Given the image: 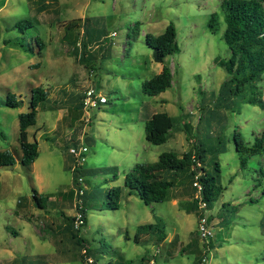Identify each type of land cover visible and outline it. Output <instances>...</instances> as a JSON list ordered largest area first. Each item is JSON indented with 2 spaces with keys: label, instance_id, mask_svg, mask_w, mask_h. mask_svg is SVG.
<instances>
[{
  "label": "rangeland",
  "instance_id": "rangeland-1",
  "mask_svg": "<svg viewBox=\"0 0 264 264\" xmlns=\"http://www.w3.org/2000/svg\"><path fill=\"white\" fill-rule=\"evenodd\" d=\"M36 1L0 0V151L12 153L16 161L0 168V264H138L144 255L151 257L150 264H192L202 248L208 252L205 264H264V176L259 173L264 153L250 157L241 169L234 142L235 133L245 143L254 142L264 130V108L222 97L223 107L211 117L227 79L215 60L231 56L223 40L224 0H57V15L38 14ZM214 13L220 21L212 31L208 23ZM24 20L28 22L21 29L15 28ZM71 22L79 27L73 28L74 36L80 38L85 27L100 34L82 63L63 41V27ZM170 23L180 53L156 63L145 36L161 35ZM163 66L172 72L171 87L158 96L145 95L141 83ZM88 87L107 103L87 112L76 103L75 120L70 92L78 95ZM257 87L264 94V78ZM35 88L46 91L48 101L46 108H36V124L27 130L39 156L25 167L20 163L18 115L29 111ZM9 94L21 101L20 107L4 105ZM155 113L174 121L167 141L159 146L148 143L144 132ZM79 144L88 152L76 175L69 148ZM202 145L221 150L217 182L223 188L204 210L210 232L205 243L195 236L199 215L184 210L194 194L187 183L177 182L172 201L146 206L138 197L124 195L118 210L102 209L108 190L123 186L135 164ZM78 177L83 180L87 219L80 235L93 251L84 260L82 249L65 239L79 214ZM34 190L49 196L45 209L35 206ZM159 223L167 235L161 247L152 246L147 237L142 238L144 246L134 243L138 225ZM175 237V246L169 248ZM190 242L200 252L181 253Z\"/></svg>",
  "mask_w": 264,
  "mask_h": 264
},
{
  "label": "trees",
  "instance_id": "trees-1",
  "mask_svg": "<svg viewBox=\"0 0 264 264\" xmlns=\"http://www.w3.org/2000/svg\"><path fill=\"white\" fill-rule=\"evenodd\" d=\"M36 3L39 6L38 14H45L47 12L58 14L59 4L57 0H37ZM55 5L56 8L54 9L52 6ZM221 12L225 24L223 40L228 46L231 56L227 61L215 60V63L225 70L227 79L218 91V98L214 102L216 104L214 105V113L211 115L212 118L215 117L218 109L223 107L222 97H226L224 101L229 100L230 103L232 102V98H236L242 103L258 105L264 108V94H261L257 87V84L264 78V4L259 0H224L221 3ZM219 21V16L214 13L210 18L208 27L212 31H215L219 25ZM26 22L28 21L17 22L15 28H20ZM77 27L74 22L64 25L63 41L71 47L70 55L78 59L79 63H82L85 60L87 51L91 48L90 45L100 41V34L99 32H95L94 29L89 30L85 27L83 28V34L79 38L74 36L72 32L73 28ZM145 42L148 47L157 51L160 62L167 56L180 53L176 42V30L172 23L157 37L147 34ZM171 85L172 72L169 67L163 66L159 74L141 83V89L145 95L154 97L165 92ZM83 92L78 95H74L73 93L75 92H70L72 93L70 94V101L74 104L72 115H74L75 120L79 119L76 103L83 110L81 103ZM63 93L66 94L65 92ZM210 94L213 93L211 92ZM73 95L75 97L74 101L71 100ZM47 101L48 94L46 91L42 88H35L31 91L29 111L18 115V142L21 150L20 163L25 167H31L39 156L38 144L36 141H29L27 130L36 124V108L41 104H44V108H46ZM4 105L8 108H18L21 106V101L17 100L15 95L9 94ZM201 117L200 120L202 119ZM173 127L174 121L167 114H152L145 122V139L154 146L162 145L167 141L168 134ZM234 142L240 168L245 169L250 157L264 153V130L255 136L252 144L245 143L238 133H235ZM220 153L221 150L219 149L210 150L202 145L197 146L194 151H188L181 155L173 152L162 153L154 163L135 164L125 174L123 186L113 187L108 190L107 201L102 205V209L118 210L124 195H134L146 206L168 202L173 198L171 193L177 182L180 184L187 183V188L193 190L195 194L196 189L193 183L197 181L202 186L200 199L206 203L205 210L207 211L218 200L223 191V188L217 182L220 167L216 158ZM70 156L72 157L74 166H76V159L72 155ZM208 156L209 159L207 160ZM15 163L16 161L12 153L0 151V168L11 167ZM206 166L210 167L211 170L209 172L206 171ZM78 167L80 166L77 165L73 169V173H76V175L79 173ZM259 173L261 176H264V170H261ZM79 178L81 177H78L75 181L76 187H79ZM256 187L258 185H255ZM194 194L191 202L184 205V210L186 214L197 213L200 218L205 214V211L199 208L200 201L194 198ZM84 196L85 191L83 195L78 196L80 199L78 212L81 215V224L76 228L74 225L75 219H73L67 229L70 237L67 236L65 238H68L69 241L71 239L72 246L82 249L84 257H81V260L91 258L93 255L89 243L80 235L82 228L87 224ZM262 196H264V191H262ZM32 199L38 209H45L50 198L49 196L39 195L34 190ZM63 230H66V228ZM166 236V228L163 224H141L136 227L133 241L136 244L144 246L145 244L143 243L145 241L142 238L147 237V242H152V246L161 247L166 240ZM195 236L200 241L197 230ZM177 240L178 238L175 237L170 243L169 248H173L172 246H175ZM180 251L181 253L186 251V253L190 254L200 252L194 242H190ZM167 252L171 254V251L167 250ZM207 253V249L202 248L201 256L195 257L192 264H203ZM150 258L148 255H144L140 258L138 264H150L152 262ZM152 259L156 260L155 257H152Z\"/></svg>",
  "mask_w": 264,
  "mask_h": 264
},
{
  "label": "built area",
  "instance_id": "built-area-1",
  "mask_svg": "<svg viewBox=\"0 0 264 264\" xmlns=\"http://www.w3.org/2000/svg\"><path fill=\"white\" fill-rule=\"evenodd\" d=\"M81 103L83 106V111L87 112L88 110L105 105L107 103V99L103 97L99 91H97L94 87H88L84 92L81 99ZM86 123H89L88 119L85 121ZM88 150L87 147L79 144L78 146H73L69 149V154L72 155L76 159V166H81V163L84 161L85 156L87 154ZM74 166V167H76ZM74 169V168H73ZM197 179V178H196ZM78 185L77 187V196L83 195L84 188H83V180L82 178L78 179ZM194 188L196 189L194 198L199 199V208L201 210L206 209V203L202 202L200 199V195L202 192V186L196 181L193 183ZM75 227H79L81 224V215L78 214L75 217ZM197 232L200 237L201 243H205L207 238L210 236V232L208 229V218L204 215L199 218L198 224H197ZM207 259L203 260V264H205Z\"/></svg>",
  "mask_w": 264,
  "mask_h": 264
},
{
  "label": "water",
  "instance_id": "water-1",
  "mask_svg": "<svg viewBox=\"0 0 264 264\" xmlns=\"http://www.w3.org/2000/svg\"><path fill=\"white\" fill-rule=\"evenodd\" d=\"M153 57H154V61L156 63H159L160 62V58L158 57V53H157L156 50H154V52H153Z\"/></svg>",
  "mask_w": 264,
  "mask_h": 264
},
{
  "label": "crops",
  "instance_id": "crops-1",
  "mask_svg": "<svg viewBox=\"0 0 264 264\" xmlns=\"http://www.w3.org/2000/svg\"><path fill=\"white\" fill-rule=\"evenodd\" d=\"M173 199H174V198H172V200H173ZM172 200H171V201H172ZM140 225H141V224H140ZM135 231H136V230H135Z\"/></svg>",
  "mask_w": 264,
  "mask_h": 264
}]
</instances>
